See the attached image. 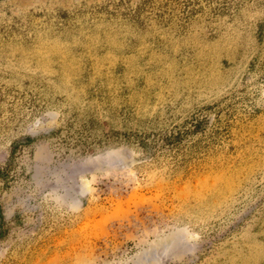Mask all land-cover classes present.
I'll use <instances>...</instances> for the list:
<instances>
[{"label": "rangeland", "instance_id": "374dc122", "mask_svg": "<svg viewBox=\"0 0 264 264\" xmlns=\"http://www.w3.org/2000/svg\"><path fill=\"white\" fill-rule=\"evenodd\" d=\"M137 258L264 264V0H0V264Z\"/></svg>", "mask_w": 264, "mask_h": 264}, {"label": "bare ground", "instance_id": "6f19581e", "mask_svg": "<svg viewBox=\"0 0 264 264\" xmlns=\"http://www.w3.org/2000/svg\"><path fill=\"white\" fill-rule=\"evenodd\" d=\"M175 240H176V238L175 237H173V238H170V239H167V240H164V244L163 245H166V244H168L169 243V245L171 244L172 245V243L174 244V242H175ZM178 243V242H177ZM168 247V246H167ZM170 248V247H169ZM158 248H156V247H154L153 248V250H151L152 252L150 253H145L144 254V258H143V260H149V259H151L150 261H152V260H154V259H156V258H159V257H161L162 255H164L165 253H166V251L168 250H164V251H159V250H157ZM163 250V249H162ZM158 252V253H157ZM159 256V257H158ZM139 257V256H138ZM153 258V259H152ZM138 259V258H137ZM137 259H135L137 262H135V264H139L140 262V258L137 260ZM157 260V259H156ZM149 261V262H150ZM142 262H144V261H142ZM148 262V261H147ZM141 264V263H140Z\"/></svg>", "mask_w": 264, "mask_h": 264}, {"label": "water", "instance_id": "95a60500", "mask_svg": "<svg viewBox=\"0 0 264 264\" xmlns=\"http://www.w3.org/2000/svg\"><path fill=\"white\" fill-rule=\"evenodd\" d=\"M164 240H165V238L156 241V242L154 243V245H152L151 248L156 247V248H158L157 250H162V249H163V250H167V249L171 246V244L169 245V243H168V244H166V245H163V244H164ZM167 246H168V247H167ZM148 252H151V249L146 250V251H144L143 253H148ZM143 253H142V255H143Z\"/></svg>", "mask_w": 264, "mask_h": 264}]
</instances>
